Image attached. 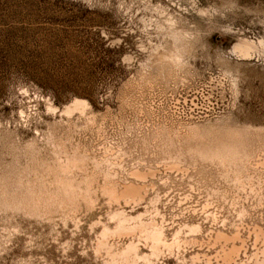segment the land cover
Returning <instances> with one entry per match:
<instances>
[{
  "label": "rangeland",
  "instance_id": "1",
  "mask_svg": "<svg viewBox=\"0 0 264 264\" xmlns=\"http://www.w3.org/2000/svg\"><path fill=\"white\" fill-rule=\"evenodd\" d=\"M172 29L189 41L184 68L176 80L140 87L141 73L153 70V56L172 43ZM238 38L264 39V0H0V264H104L94 248L101 223L115 208L132 215L157 211L168 238L183 223L200 224L196 242L164 249L153 264L215 262L220 246L211 235L217 229L239 231L243 247L236 263L247 262L262 246L254 229L264 234V203H243L238 188H229L226 200L206 202L196 180H205L200 169L166 171L155 164L154 148L145 153L139 145L127 157L119 153L122 144L163 121L204 126L196 139L202 143L242 138L243 132L264 138V51L240 57L232 51ZM74 96L86 100L90 113L73 115L80 126L70 143L83 145L89 170L96 159L123 180L133 166H154L153 185L140 201L110 202L97 187L102 177L89 201H70L45 181H52L45 172L52 162L46 133L65 122L59 110ZM85 116L93 123L87 125ZM242 204L247 213L239 219Z\"/></svg>",
  "mask_w": 264,
  "mask_h": 264
},
{
  "label": "bare ground",
  "instance_id": "2",
  "mask_svg": "<svg viewBox=\"0 0 264 264\" xmlns=\"http://www.w3.org/2000/svg\"><path fill=\"white\" fill-rule=\"evenodd\" d=\"M170 32L171 33L167 34L168 37L169 35L171 36L170 39L172 43H169L170 45L168 47L165 46V49L161 48V53L158 52L157 55L153 54L154 58H151L153 60V70L151 72H146L145 70L141 73L140 87L144 88L145 86L147 88H152L153 83L155 84L154 80L158 78L165 81H172V79L176 80L174 77L175 74L184 68L185 54L191 51L189 49V41L186 38V33L180 31L175 32V30ZM232 51L240 57H249L256 52L261 53L264 51V39L252 41L238 38L232 47ZM179 75L181 74L179 73ZM87 105L85 99L75 97L59 110L60 117H62L65 122H55L54 126L50 127L46 133L45 138L47 139V144H49L51 148L52 162L50 161V163L46 165L45 172L47 175H51L52 181L44 180L47 184H54L57 188H60L65 197L70 201H78L80 197L83 199L87 198L89 201L92 197L91 194L95 193L97 190L94 186L95 183L100 181L102 177V182L101 184L97 183V187L108 197L110 202H119L122 200L125 203H130L140 201L143 199L149 185H153V182L149 181V178L153 177L155 174L154 166H146L143 168L140 166H133L129 170L128 176H130V178L121 180L110 170L112 165L110 168L105 167L101 169L100 165H102V163L100 164V161L97 162L98 160L94 161L96 159H93V162H91L93 167L91 166L92 169H90V171L88 167L90 162L88 153L83 151L84 149H80L83 145L79 147L75 145L77 142H74L75 144L70 143V138L72 139L71 133L74 132L73 129L79 125L72 117L74 114L77 118L84 116L87 113L85 112ZM47 110L54 113L57 108L48 104ZM144 113L143 111V114ZM83 120H85L84 122H86L87 125L88 123L90 125V122L94 119L89 116L86 117V119L83 118ZM121 120H123V118ZM206 129L207 128L204 126L198 124L175 126L172 122V125L169 126L163 121L149 128L143 135H138V137L132 139L129 143L130 145L127 144V146H124L122 144L119 153L123 154V156L126 154L127 157V155L129 156L133 152V148L138 150L141 147V150L143 149L144 151L154 148V154L152 155L155 157V164L161 165L160 167L166 171H176L185 174L187 170L191 168L194 170V173L197 172L198 169L201 170L198 172L203 174L206 173V175H204V181H201L203 178L201 179L200 177L196 179L197 183L201 184L206 190V202H209L211 199L220 201L226 200V198L229 197V188H238L242 189L243 203L251 200V202H255V205H262L264 203V180L262 177L264 174V138L259 135L255 138L254 135V139H249L246 137L248 134L243 132L242 136L240 135L242 138L229 137L227 139L224 138V140L221 139L222 141L212 143L198 142L196 139H200L199 137L205 133L204 131H206ZM209 130L211 131V129ZM206 136L207 135H205V137ZM262 136L264 137V135ZM79 145H81V143ZM137 146L139 148H136ZM98 177L100 178L98 179ZM234 200L230 202L231 205H238ZM236 211L237 217L243 219L246 216L247 208L242 204ZM156 214L157 211L152 213L148 212L147 209L136 215L129 214L120 208L110 210L107 220L100 225L94 248L95 254L103 257L104 264H153L155 260L160 258L164 249L171 252L175 249L178 250L182 242L197 241V233L201 230L200 224L183 223L173 231L171 238H168L163 225L155 218ZM254 231L256 240L261 239V248L257 249L247 262L242 261L236 263V257L243 247V239L239 231L236 229L232 230L230 233H226L223 230L217 229L211 235V238L212 243L219 244L220 248L214 255L215 262H212L211 257H206V264H264V234L262 230L257 227ZM184 234L185 237L183 236ZM122 236L129 237V241L120 244L119 238ZM138 241L143 242L147 251L144 252L139 250ZM198 257L199 256L195 254L191 256V259L194 260Z\"/></svg>",
  "mask_w": 264,
  "mask_h": 264
}]
</instances>
